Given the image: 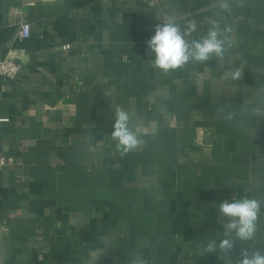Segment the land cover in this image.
Returning <instances> with one entry per match:
<instances>
[{"label":"crops","instance_id":"crops-1","mask_svg":"<svg viewBox=\"0 0 264 264\" xmlns=\"http://www.w3.org/2000/svg\"><path fill=\"white\" fill-rule=\"evenodd\" d=\"M169 20L195 26L189 43L217 22L223 59L153 67L147 41ZM4 60L20 72L0 79V156L14 161L0 173V264L264 253V0H0ZM117 107L141 141L124 155ZM243 198L262 202L254 237L209 252L225 238L219 204Z\"/></svg>","mask_w":264,"mask_h":264},{"label":"clouds","instance_id":"clouds-1","mask_svg":"<svg viewBox=\"0 0 264 264\" xmlns=\"http://www.w3.org/2000/svg\"><path fill=\"white\" fill-rule=\"evenodd\" d=\"M194 30L195 26L189 25L188 29L182 31L171 20L156 25L154 34L147 41V48L155 54L153 67L167 73L170 70L182 68L190 61L206 63L213 56L223 59L227 40L220 39L222 33L218 23L213 21L205 37L189 43L185 36ZM231 75L233 79H238L240 71L235 70ZM115 115L111 136L114 141H117L116 150L124 155L137 148L141 141L137 132L129 127V113L117 107ZM261 206L262 202L255 198H243L232 202L222 201L219 204V211L227 219L225 238L221 239L218 244L215 241L209 242L207 250L212 252L219 249L225 254L229 253L234 247V241L230 238L233 232L241 241L251 240L256 232ZM236 264H264V253L258 249L252 250L251 253L244 249Z\"/></svg>","mask_w":264,"mask_h":264},{"label":"built area","instance_id":"built-area-1","mask_svg":"<svg viewBox=\"0 0 264 264\" xmlns=\"http://www.w3.org/2000/svg\"><path fill=\"white\" fill-rule=\"evenodd\" d=\"M31 36L30 24L26 21H21L19 24V29L17 37L20 39H29ZM65 49H69L66 46ZM20 72V65L14 60H4L0 61V79L5 80H15ZM6 120H0V122H5ZM14 164L13 159L0 156V173L6 170L8 167Z\"/></svg>","mask_w":264,"mask_h":264}]
</instances>
